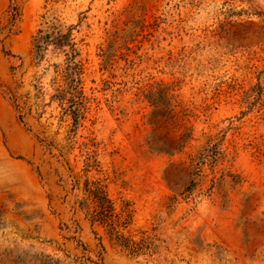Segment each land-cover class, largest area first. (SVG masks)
<instances>
[{"label": "rangeland", "instance_id": "rangeland-1", "mask_svg": "<svg viewBox=\"0 0 264 264\" xmlns=\"http://www.w3.org/2000/svg\"><path fill=\"white\" fill-rule=\"evenodd\" d=\"M0 264H264V0H0Z\"/></svg>", "mask_w": 264, "mask_h": 264}, {"label": "trees", "instance_id": "trees-1", "mask_svg": "<svg viewBox=\"0 0 264 264\" xmlns=\"http://www.w3.org/2000/svg\"><path fill=\"white\" fill-rule=\"evenodd\" d=\"M73 189H81L84 197L79 201V206L87 210L91 221L106 226L111 238L122 249L133 255H138L143 249H147L144 240L135 242L119 234L117 228L120 225V216L114 213L113 204L99 182L85 180L80 186V179L73 176Z\"/></svg>", "mask_w": 264, "mask_h": 264}]
</instances>
